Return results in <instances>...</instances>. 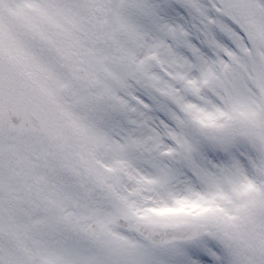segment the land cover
<instances>
[{
	"label": "snow or ice",
	"instance_id": "obj_1",
	"mask_svg": "<svg viewBox=\"0 0 264 264\" xmlns=\"http://www.w3.org/2000/svg\"><path fill=\"white\" fill-rule=\"evenodd\" d=\"M0 264H264V0H0Z\"/></svg>",
	"mask_w": 264,
	"mask_h": 264
}]
</instances>
